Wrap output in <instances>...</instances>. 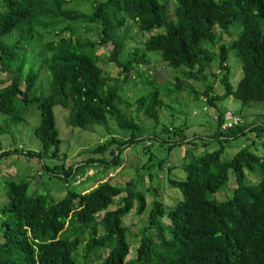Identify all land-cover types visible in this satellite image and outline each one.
<instances>
[{
    "label": "trees",
    "instance_id": "obj_1",
    "mask_svg": "<svg viewBox=\"0 0 264 264\" xmlns=\"http://www.w3.org/2000/svg\"><path fill=\"white\" fill-rule=\"evenodd\" d=\"M74 1L0 0V71L7 75L6 82L0 81V86L5 85L0 87V114L17 125L24 122L17 107L36 106L40 123L34 136L43 152L22 154L38 160L49 153L51 159L62 157L59 166L46 168L47 174L74 184L89 166L118 168L123 152L143 140V129L118 107L120 103L129 105L119 97L117 87L105 88L96 51L108 44L112 50L107 61L119 69L123 83L130 82L129 74L135 70L143 85L150 84L138 71L140 65L149 63V52H157L168 68H183L182 76L193 81L204 80L205 68L217 58L223 94L210 96L212 86H206L201 95L191 92L195 99L203 96L211 107L228 97L243 105L264 106V0H172V16L169 0L95 1L87 14L69 10ZM129 22L141 34L160 29L164 33L151 35L143 50L123 58L124 40L117 33L128 28ZM76 26L96 27L98 40L84 39ZM232 26L241 27L240 34L229 45L217 46L214 55L207 45L216 46L215 30L227 35ZM66 33L70 36L65 37ZM43 38H48L45 43ZM230 52L241 62L242 77L236 87L230 82L226 64ZM42 72L49 80L46 96L34 94ZM134 104L137 113L158 127L157 108L162 102L157 92L140 96ZM57 106L69 112L72 128L86 131L92 125L106 126L110 117L129 136L113 137L87 152L103 158L89 157L65 167L53 112ZM225 112L218 110L216 131L208 139L218 141L219 149L199 155L192 148L186 150L180 165L185 178L168 180L182 199L166 209L153 190L134 258L127 259L129 236L122 219L135 200L137 215L145 212L147 203L132 182L119 187L98 180L91 190L83 183V191L67 189L59 202L29 194L31 181L7 182V200L0 207V264H264V121L223 131ZM160 133L172 136L158 139L153 129L152 137L169 151L184 145L195 147L179 129L161 127ZM247 133L255 134L259 147L253 142L231 159L222 160V142ZM3 134L0 127V136ZM206 145L203 142L202 146ZM252 148H261L263 154ZM9 155L11 152L0 153V159ZM163 164L160 162L159 168ZM229 172L236 187L230 200L218 202L214 195L226 187ZM248 177L256 183L247 184ZM113 206L116 208L110 210Z\"/></svg>",
    "mask_w": 264,
    "mask_h": 264
},
{
    "label": "rangeland",
    "instance_id": "obj_2",
    "mask_svg": "<svg viewBox=\"0 0 264 264\" xmlns=\"http://www.w3.org/2000/svg\"><path fill=\"white\" fill-rule=\"evenodd\" d=\"M95 1L100 2L102 0H76L73 4L71 2L68 8L76 13L87 14L92 11V4ZM168 3L169 15L172 16L175 6L174 1L169 0ZM76 30L82 34L84 39L98 40L96 27L82 28L76 26ZM241 30V27L232 26L228 29L227 35H222L218 30H215L217 44L216 46L207 45V49L216 55L217 46L221 44L229 45L232 40L238 37ZM157 33H164V29L151 34H141L131 22L128 23V28H120L117 36L124 40L123 58L136 50H143L144 42L151 35ZM64 36L69 37L70 35L66 33ZM71 37L75 38V35ZM47 39L43 38L42 43H45ZM53 39L56 40L55 37ZM111 50L112 46L108 44L96 51V55L100 59L99 65L103 72V79L106 80L105 88L113 89L117 87L119 97L129 105L126 107L124 103H120L118 107L125 117L131 119L143 129V140L123 152L122 162L118 168L104 170L103 168L89 166L83 174L76 177L74 184L71 180L65 182L47 174L45 171L46 168L59 166L62 157L59 160L51 159L49 153L43 157V160H38L36 158H26L22 154V152H43L41 142L34 136V129L40 123V115L34 105L28 107H22L21 105L17 107L16 105L24 120L21 124H10L8 122L9 117L0 114V127L4 130V134L0 136V153L11 152L8 157L0 159V207L7 200V182L28 183L31 181L29 194L49 196L54 202H59L65 196L67 189L83 191L85 188H89L91 190L96 187L95 182L98 180L110 181L112 185L119 187H124L132 182L135 191L142 193L147 203L145 212L142 215H137V201L135 200L130 212L122 219L123 225L128 228L129 237H127V241L130 245V254L127 259H132L138 246L140 231L147 222L150 205L155 195L153 190L156 191L158 200L163 206L166 209L171 208L182 199V195L177 189L170 186L168 180H183L185 178V174L180 168L184 152L192 148L194 154L199 155L205 150L212 152L219 149L220 144L218 141H208L216 131L218 110L234 112L241 117L240 125L248 127L252 123L259 125L260 121H264V106L260 103L243 105L232 97H228L217 102L215 107H211L205 103L203 96H200L199 100L195 99L191 92L201 95L206 86H212L210 96H221L223 94V88L220 84L222 72L217 68V58L205 68L204 80L193 81L182 76L183 68H168L157 52L146 53L149 63L146 66L140 65L138 71L141 75L144 73L143 78L147 79L150 84L143 85L144 83H141L136 76L135 70L129 74L130 82L123 83L118 74L119 69L113 63L107 61ZM226 64L230 73V82L233 87H236L242 77L241 62L236 58L234 52H230ZM6 77L7 75L0 71V81L6 82ZM176 80L179 81L176 82ZM3 86L5 85L0 87ZM48 91L49 80L47 75L42 72L34 87V94L46 96ZM153 91L158 93L162 102L161 107L157 108L159 125L156 128H154V122L151 119L136 112L134 104L140 96ZM53 112L56 129L62 141L60 154L64 155L66 159L63 163L65 167L85 161L89 157L103 158L101 155H88L87 152L103 145L113 137L125 139L129 136V133L120 130L110 117L107 119L106 126L92 125L89 126L88 130L81 131L69 126V112L67 110L57 106L54 107ZM161 127L179 129L188 141L194 142L195 147L184 145L169 151L166 146L160 145L152 137L153 129H155L158 139H167L171 136L161 134ZM203 142L207 144L206 147L202 146ZM253 142L258 146L259 141H256L255 134L248 133L246 136H238L227 143L222 142L225 151L221 159H231L242 147L249 146ZM252 151L258 155L263 154L261 148L258 151L252 148ZM106 158H109V155H106ZM160 162L164 163L162 168H159ZM83 183H86L85 188L81 186ZM246 183L254 184L256 180L248 177ZM235 187L233 174L229 172V181L226 187L216 193L214 198L218 202L230 200ZM33 191L36 193H32ZM115 208L113 206L110 210ZM163 222L168 224L166 220H163ZM151 234L154 235L155 233L151 232ZM80 251L81 249L78 252L80 253ZM102 253L103 257L107 256L105 250Z\"/></svg>",
    "mask_w": 264,
    "mask_h": 264
},
{
    "label": "built area",
    "instance_id": "obj_3",
    "mask_svg": "<svg viewBox=\"0 0 264 264\" xmlns=\"http://www.w3.org/2000/svg\"><path fill=\"white\" fill-rule=\"evenodd\" d=\"M223 121H224L222 125L223 131L239 126L241 124V118L238 115H236L234 112H230V111L225 112Z\"/></svg>",
    "mask_w": 264,
    "mask_h": 264
},
{
    "label": "clouds",
    "instance_id": "obj_4",
    "mask_svg": "<svg viewBox=\"0 0 264 264\" xmlns=\"http://www.w3.org/2000/svg\"><path fill=\"white\" fill-rule=\"evenodd\" d=\"M227 112V111H226ZM239 116V115H238ZM241 118V117H240Z\"/></svg>",
    "mask_w": 264,
    "mask_h": 264
},
{
    "label": "crops",
    "instance_id": "obj_5",
    "mask_svg": "<svg viewBox=\"0 0 264 264\" xmlns=\"http://www.w3.org/2000/svg\"><path fill=\"white\" fill-rule=\"evenodd\" d=\"M226 111V110H225ZM240 117V116H239Z\"/></svg>",
    "mask_w": 264,
    "mask_h": 264
}]
</instances>
